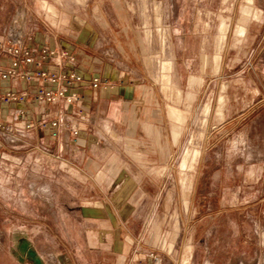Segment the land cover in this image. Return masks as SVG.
Returning <instances> with one entry per match:
<instances>
[{
	"label": "rangeland",
	"instance_id": "1",
	"mask_svg": "<svg viewBox=\"0 0 264 264\" xmlns=\"http://www.w3.org/2000/svg\"><path fill=\"white\" fill-rule=\"evenodd\" d=\"M0 30L71 43L135 97L77 154L40 128L0 133V264H264V0H0ZM98 198L119 224L109 250L92 245Z\"/></svg>",
	"mask_w": 264,
	"mask_h": 264
},
{
	"label": "built area",
	"instance_id": "2",
	"mask_svg": "<svg viewBox=\"0 0 264 264\" xmlns=\"http://www.w3.org/2000/svg\"><path fill=\"white\" fill-rule=\"evenodd\" d=\"M0 48L11 56V65L0 68V79L7 81L17 78L30 86L21 91L0 88V133L23 136L33 129L40 128L51 138L59 139L63 127L62 119L50 111L30 116L24 104L64 103L72 108L82 102L84 98L82 89L112 86L110 78L81 70L77 65L69 66L77 60L75 53L68 48L45 44L40 51H35L26 45L5 44L1 40ZM50 64L56 68H47L46 65ZM11 103L19 106L5 117L4 108ZM19 121H24V124L15 126ZM73 132L77 135L78 128ZM146 256V259L133 258L130 264H163L159 254L149 252Z\"/></svg>",
	"mask_w": 264,
	"mask_h": 264
},
{
	"label": "crops",
	"instance_id": "3",
	"mask_svg": "<svg viewBox=\"0 0 264 264\" xmlns=\"http://www.w3.org/2000/svg\"><path fill=\"white\" fill-rule=\"evenodd\" d=\"M224 28V27H223ZM2 30H0L1 33ZM45 45V43H39L36 46L32 45H26L30 47L31 49L35 51H40V49ZM50 46L57 47V48H68L70 49L73 53L74 51V46L71 43L67 42H61V43H56L52 44ZM76 54V53H75ZM76 55V63L70 64L69 66H74L77 65L79 69L85 70V71H90L93 74H99L102 75L103 77L110 78L112 86H107V87H100V88H95V89H82L84 91V98L82 102L79 104V106L83 107V110H77L72 107L70 109L69 113H66L63 110L57 111L56 114L59 118L64 121H67L66 123L63 124L62 127V133L61 137L54 141L57 142V147L59 149H62V147L70 149V154H77L80 152V149L86 148V146L96 143L94 142L95 137L87 131H92L89 130L90 128H93V131H96L98 129V119L99 116H101V124L103 131H111V130H116L115 127L117 124L120 123V120L122 121L123 118V113L126 110V102L130 101V97H134V93L132 91V86L130 87L129 84L131 83V80H127V76H125L124 72L121 71H115L113 70H105L103 68L102 71L96 70L91 68L92 64H89L88 62H83L81 58ZM85 65H83V64ZM11 65V56L3 49L0 48V68H6ZM47 68L49 69H55V65L50 64L46 65ZM90 67V68H88ZM127 74V73H126ZM193 79V78H192ZM0 88L5 90V89H13L16 91H21L26 88H30L29 84L25 81L19 80L17 78H12L7 81H3L0 79ZM103 103V105H106L105 110L101 109V111L98 113H92L90 111L89 105L96 104V103ZM57 103H47V102H42V103H37V104H24V106L27 108L29 115L30 116H35V115H40L43 114L44 112L47 111H53L54 106ZM61 105L63 103H60ZM88 105V106H87ZM16 103H11L4 108V116L8 117L13 110L18 107ZM174 110L178 111L181 113V117L184 115V112L180 110L179 108L175 106H171L169 109V114L170 116L174 119L176 116V112ZM175 120V119H174ZM184 119L180 120H175V121H183ZM24 124V121H19L15 123V126H22ZM78 128L79 132L77 134V137L75 139L71 138V134L74 131V129ZM180 127L175 125L173 127V136L174 139L177 140L180 135ZM93 141V142H92ZM99 144V143H98ZM72 159V157H71ZM73 160V159H72ZM70 164L73 163V161H68ZM126 174V175H125ZM116 179H124V180H129V179H135L138 178L134 173L129 172V173H121L120 171L117 176H114ZM107 190V189H105ZM104 189L102 188H94V192L97 193L99 192L102 193L103 195H106L107 192H105ZM121 195L122 191H118L117 195ZM89 211H92V217L93 220L95 218V221L97 222V228H101V230H98L96 233L95 240H93L92 245L93 247H100L102 249L109 250L111 244L116 243L117 240H115L114 236H111L110 234V228L111 227H118L119 224L116 223V221H112L113 226H111V209L109 205L105 203V200L102 199L100 200L99 198L95 200V202L91 203V205L86 208ZM119 210V209H118ZM117 210V212H118ZM93 212H100V214L93 213ZM120 221V219H119ZM114 237V238H113ZM125 258V257H124ZM119 264V262L117 263Z\"/></svg>",
	"mask_w": 264,
	"mask_h": 264
},
{
	"label": "bare ground",
	"instance_id": "4",
	"mask_svg": "<svg viewBox=\"0 0 264 264\" xmlns=\"http://www.w3.org/2000/svg\"><path fill=\"white\" fill-rule=\"evenodd\" d=\"M28 250H29V246H28L27 244L24 245L23 248H22V252H23V253H26ZM32 255L35 257V260H36V262H37L38 264H42L41 259H40L38 256H36L35 253H32Z\"/></svg>",
	"mask_w": 264,
	"mask_h": 264
},
{
	"label": "water",
	"instance_id": "5",
	"mask_svg": "<svg viewBox=\"0 0 264 264\" xmlns=\"http://www.w3.org/2000/svg\"><path fill=\"white\" fill-rule=\"evenodd\" d=\"M36 261V260H35ZM38 264V263H37Z\"/></svg>",
	"mask_w": 264,
	"mask_h": 264
}]
</instances>
